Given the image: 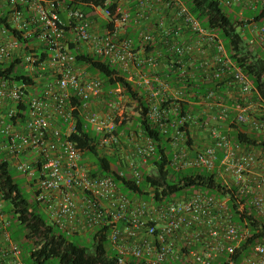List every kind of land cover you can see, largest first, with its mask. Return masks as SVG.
Segmentation results:
<instances>
[{
  "label": "built area",
  "instance_id": "2783aa9c",
  "mask_svg": "<svg viewBox=\"0 0 264 264\" xmlns=\"http://www.w3.org/2000/svg\"><path fill=\"white\" fill-rule=\"evenodd\" d=\"M67 1L72 0H0V18L8 14L12 27L26 38L33 33L31 26L39 25L38 41L52 47L50 58L40 62L23 51L9 30L0 29V64L20 56L26 72L40 74L34 76L33 87L0 79V148L7 163L25 178L51 223L68 237L86 238L109 227L110 247L120 264H237L235 256L249 229L234 221L229 199L203 192L163 202L130 198L113 177L93 175L96 166L70 138L78 132V118L99 136L102 156H119L122 105L131 101L121 87L105 93L103 81L78 66L70 46L116 65L145 95L149 119L169 137L174 170L217 175L230 191L250 198L262 219L264 149L249 150L230 132L235 123L264 135V99L263 104L252 101L250 79L217 31L204 27L183 0H104L96 14L110 21L107 28L67 7ZM219 1L229 9L264 7V0ZM244 21L243 35L248 30L254 36L246 40L264 51V23ZM199 84L207 86L203 93L197 92ZM100 99L102 114L94 109ZM233 109L237 117L229 122ZM155 153L154 142L143 137L126 161L120 157L137 186L143 181L140 168ZM10 225L0 202V264H27ZM241 264H264V246L254 247Z\"/></svg>",
  "mask_w": 264,
  "mask_h": 264
},
{
  "label": "trees",
  "instance_id": "16d2710c",
  "mask_svg": "<svg viewBox=\"0 0 264 264\" xmlns=\"http://www.w3.org/2000/svg\"><path fill=\"white\" fill-rule=\"evenodd\" d=\"M183 1L191 14L204 27L217 31L230 57L252 82L254 86L252 101L263 104L261 99H264V51L257 45L251 46L240 31L245 21L242 18L241 20L234 18L229 8L222 5L219 0ZM65 5L82 10L90 19L98 21L100 28L110 26V21L99 20L96 14L97 8L104 7V0H72L67 1ZM20 9L23 10V6H20ZM248 13L253 15L254 22L264 23V7L256 12L248 11ZM61 17L65 21L66 13L61 12ZM1 28L9 30L18 38L25 53L35 55L40 62L50 58L52 54L50 44L38 41L41 32L39 25H32L33 33L26 38L22 35L23 33L12 27L7 14L0 18ZM129 30L130 35L132 33V37L137 40L138 36L133 35V29L129 28ZM70 49L79 67L85 68L87 72L103 81L105 93L119 87L123 89V93L131 101L130 107L135 108L136 116L132 120L135 127L139 129V134L151 139L156 146L155 155L150 158L147 165L140 168L143 181L140 186H137L120 156H102L98 149L99 136L92 130L85 129V121L78 118V132L72 134L70 138L85 156H94L96 169L93 175L113 177L122 192L130 198L137 196L163 202L203 192L218 199H229L228 205L233 213L234 221L241 228L249 229L248 240L242 244L235 256L236 263L241 264L257 245L264 246V219L254 213L250 198L240 197L234 190L230 191L213 173L203 170H174L171 166L173 151L169 137L149 119V103L145 95L135 88L127 75L116 65L83 52L75 45H71ZM39 75L26 72L20 56L9 63L0 64V79L14 84L28 83L33 87L37 84L34 82V76L39 77ZM198 86L199 93H203L207 88L203 84ZM106 96L108 98L109 95L106 94ZM240 102L244 103V101ZM26 109L25 106L21 108L22 119L26 116ZM186 111L187 109L184 110ZM236 117V110H231L229 122L234 121ZM253 117L260 120L258 114ZM126 129H128L127 122H123L118 134ZM230 135L237 143L249 150L264 149V135L250 131L247 125L231 124ZM189 145H192V142H189ZM5 157V153L0 148V202L4 204V213L9 216L11 222L9 231L12 239L20 244L24 241L22 248L27 264H120L110 247L111 229L109 227L98 228L89 233L86 238L68 237L50 222L41 206L33 201L30 189L23 182L25 178L7 163ZM150 167L152 170L148 171ZM123 171H126L124 177L121 176ZM83 239L87 240L90 246L85 245ZM125 264H138V262L132 260Z\"/></svg>",
  "mask_w": 264,
  "mask_h": 264
},
{
  "label": "rangeland",
  "instance_id": "374dc122",
  "mask_svg": "<svg viewBox=\"0 0 264 264\" xmlns=\"http://www.w3.org/2000/svg\"><path fill=\"white\" fill-rule=\"evenodd\" d=\"M239 10V8H238ZM237 10V11H238ZM236 11V12H237ZM238 13V12H237ZM237 13H230L232 14V16L236 19H240V16ZM250 13H246V18H250L252 19V16ZM99 20H102L101 17L98 16ZM97 26H100V23L98 21H96ZM241 31V29H240ZM95 76V75H94ZM122 107L125 108V116H124V121L123 122H127V128L125 131H122L121 133V144L120 147L118 149V153L119 156L126 161L128 159V156L130 155V153L132 151H134L136 149V146L139 144H142L143 138H140L139 135H141V137H143L142 134H139V129L137 127H135V123L133 122V117L136 116L135 113V108L134 107H130L129 104L127 105H122ZM96 112L102 114V110H103V106H102V101H101V105H98V107L95 109ZM121 125L119 126L120 129ZM86 159L89 161V163H91L92 167H95V158L93 155H87ZM152 167L149 168L148 171H151ZM24 184H27L26 180H23ZM31 193V198L33 199V201H35V196L33 191H30ZM51 222V221H50ZM75 239V238H74ZM84 244L87 246H90L89 242L87 240H84ZM21 245L24 246V241H22Z\"/></svg>",
  "mask_w": 264,
  "mask_h": 264
},
{
  "label": "crops",
  "instance_id": "0c3cea01",
  "mask_svg": "<svg viewBox=\"0 0 264 264\" xmlns=\"http://www.w3.org/2000/svg\"><path fill=\"white\" fill-rule=\"evenodd\" d=\"M238 8H239V10H238ZM230 10V12L232 13H237L239 16H240V18H244V20H248V19H250V18H246V13L248 12V11H250V12H256L255 10H246L243 6H240V5H236V6H234L232 9H229ZM238 10V11H237ZM237 11V12H236ZM65 20H66V18H65ZM251 20V19H250ZM244 37H247L248 39H252V37H254L253 35H252V33L250 32V31H246V32H244ZM263 50V49H262ZM101 101H102V99H100V100H97L95 103H94V109H96L97 107H98V105H101ZM102 106H103V103H102ZM122 134V133H121ZM139 137L140 138H143V137H141V135H139ZM145 138V137H144ZM89 162V161H88Z\"/></svg>",
  "mask_w": 264,
  "mask_h": 264
}]
</instances>
